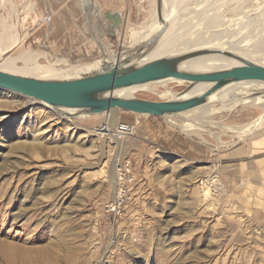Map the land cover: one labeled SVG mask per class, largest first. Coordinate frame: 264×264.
<instances>
[{
	"label": "rangeland",
	"instance_id": "374dc122",
	"mask_svg": "<svg viewBox=\"0 0 264 264\" xmlns=\"http://www.w3.org/2000/svg\"><path fill=\"white\" fill-rule=\"evenodd\" d=\"M4 1L3 55L18 58L19 67L26 59L70 68L17 73L42 79L94 73L78 68L132 46L134 32L157 14L156 0ZM174 1L177 18L170 19L181 29L168 41L172 49L185 37L190 46H239L264 57V0ZM146 85L129 94L155 101L177 95L163 98L160 81ZM218 107L69 118L0 88V256L14 245L36 257L53 254L60 264H264V151L233 156L264 133V109L239 105L210 116ZM137 119L133 134L113 136L121 122ZM255 121L262 127L240 136L237 128ZM191 122L204 128L186 131L182 124ZM126 163L130 195L116 215L106 203L116 200ZM0 264L9 263L0 257Z\"/></svg>",
	"mask_w": 264,
	"mask_h": 264
},
{
	"label": "water",
	"instance_id": "95a60500",
	"mask_svg": "<svg viewBox=\"0 0 264 264\" xmlns=\"http://www.w3.org/2000/svg\"><path fill=\"white\" fill-rule=\"evenodd\" d=\"M164 6V0H156L159 19H162ZM161 34L162 32L151 38L145 47L127 55L115 65L76 78L42 79L0 69V88L42 101L69 118H73L77 113L92 115L108 113L112 110L166 117L208 103L213 93L229 83L245 80L264 82V65L234 52L214 47L197 48L143 61V58L156 46ZM211 54L227 55L240 64L229 69L206 72L181 69L184 62ZM168 78L188 82L181 91L182 94L199 83H209L210 86L202 94L162 101L122 97L115 94L126 87ZM63 109L76 112L71 114Z\"/></svg>",
	"mask_w": 264,
	"mask_h": 264
},
{
	"label": "bare ground",
	"instance_id": "6f19581e",
	"mask_svg": "<svg viewBox=\"0 0 264 264\" xmlns=\"http://www.w3.org/2000/svg\"><path fill=\"white\" fill-rule=\"evenodd\" d=\"M2 1H4V0H2ZM4 2H6V1H4ZM174 3H175L174 0L173 1L172 0H164L165 6L163 9L162 19H159L158 14H156L151 25H146V26L142 27L140 32L137 31V34H136V32H134L133 38H132V40H133L132 46H126V45L124 46L123 45L120 48L121 52H119V53L117 52L115 54L110 52L111 55L109 54V56H107L105 58L98 59L95 62L91 63L90 65H88L84 68L83 67L78 68L79 69L78 71L84 70V71L89 72L90 70H92V72H95L97 70L107 69V68L115 65L117 62H119V60L126 57L127 55L139 50L142 47H145L148 44V42L151 40V38L156 37L161 32H162V34H161V37H160L158 43L147 54V56L145 58H143V61L147 62V61H150V60H153V59L165 56V55L182 53V52H186L188 50H193V49H197V48L214 47L217 49L234 52V53L241 55V56H243L249 60H252L258 64L264 65V61H263L264 57H260L258 55L253 56L252 53H248L246 50H244L242 48L239 49L240 48L239 46H238L239 48L238 47L236 48V46L233 47L231 45H227V47H225V48H221L217 45L190 46L189 40L185 37H182L181 42L184 46L180 50L172 49L171 46L169 47L168 41L170 40V43H171L172 37L178 36L180 34V29H181V27H179V24H176L175 22L173 23L172 20L170 19V17L174 14V7H175L173 5ZM0 4L2 5L1 0H0ZM261 12H263V11H261ZM173 16L175 17L176 13ZM259 16H260V14H259ZM176 18H177V16H176ZM259 18L260 17L257 16V19H259ZM250 19L255 20L254 16ZM248 21H250V20H248ZM138 32L140 33V36H138V34H139ZM167 35H170V36L168 37V39H166L164 41V39L167 37ZM10 38H11V36H10ZM236 43L238 45V42H236ZM6 44H7V39H6L5 35H2V36L0 35V56H2L1 62H0V69L1 70L8 71L11 73H18V72H24L26 69H28L30 71L33 69H39L41 72L46 73V74H51V76H53V75L60 73V72L67 73L68 69H70L67 67H63L62 65H56V66H46V65H36V64L31 65V63H29L28 60H26V59H25V61H27V62L24 63L25 64L24 67H21V66L19 67L17 64L19 61L18 58L3 55L6 52L3 51L2 49H4L3 46H5ZM11 45H13L12 42H11ZM9 46H7V47H9ZM239 64H240V62H238L237 60H235L232 57H229L227 55L211 54V55H208L205 57H198V58L188 60L181 65V69L187 70V71H192V72H206V71L229 69V68H232V67L237 66ZM70 67H72V66H70ZM46 68H48V70H50V71H45ZM39 76L40 75H35L33 77L42 78ZM45 78H43V79H45ZM48 78L49 77H47L46 79H48ZM60 78H62V77H60ZM155 82H158V81H155ZM152 83L153 82H149V83H145V84L126 87V88L118 90L117 92H115V94L122 96V97L138 98V97L131 96L129 94V91H131V89H133V88L140 87V86L147 87L149 85H146V84L151 85ZM160 83L163 84L162 87H164V90H159L160 95L163 98H168L172 94H177V95H175L169 99H175L178 97L185 98V97L192 96V95L202 94L210 86L209 83H199V84L195 85L193 88H191L185 94H182L181 93L182 90L180 91L181 86H184V88H185L187 86L188 82L177 79V78H168V79L160 80ZM171 84H173L172 87H170ZM257 88L261 89L262 91L258 90ZM252 92L255 93V96L259 95L261 97H264V82L256 81V80H245V81H237V82L229 83L226 86H224L223 88H221L218 91H216L215 93H213L209 97L208 103L202 105L203 107L199 106V107H201V109H199L197 111V114H198V112L209 108V104L213 103V102H217L219 104V107L218 108H211V111L209 112L210 116L211 115H219V114H222L223 112H228L230 109H233L239 105H243V106H247V107H250V106L261 107L264 109V99L259 98V97H255V96H250L249 93L254 94ZM169 99H164V100H169ZM196 108H198V107H196ZM196 108H194V109H196ZM63 110L65 112H69L71 114H75V112H76L75 110H71V109H63ZM191 110H193V109H191ZM191 114H193V113H191ZM187 115H190V114H187ZM190 120L194 121V120H196V118L190 119ZM196 123L197 122H191L189 124L184 123L182 125L186 126V128H185L186 131H188V130H201L204 128L202 123H199V124L197 123V125H196ZM211 123L212 124H216V123L219 124V122H214V121H212ZM261 127H262V123L255 121L254 123L248 125L247 127H240V128L238 127L237 129H238V132L241 136L244 134L252 133L253 131H255ZM203 185H204L203 188L206 190L205 183H203ZM210 195L212 196V194H207V192H206V197L210 196ZM11 246H12V248H11ZM11 246L9 245V248H11V249L8 252H5L0 256L2 258V260H4L5 263L16 264V262L19 263V261L25 260L24 263H26V264L27 263H29V264H60L59 257L53 256V254L48 255V256L43 255L41 257H36V256H33L34 249H29V248L24 247V246H22V247H19V246L15 247L14 245H11ZM6 247H5V249H6Z\"/></svg>",
	"mask_w": 264,
	"mask_h": 264
},
{
	"label": "built area",
	"instance_id": "2783aa9c",
	"mask_svg": "<svg viewBox=\"0 0 264 264\" xmlns=\"http://www.w3.org/2000/svg\"><path fill=\"white\" fill-rule=\"evenodd\" d=\"M140 121L137 119L135 122H121L117 127L116 130L113 132V136L117 138H123L126 136H129L134 133L137 124H139ZM101 131L103 133L108 134L109 128L107 126H103ZM112 132V131H111ZM125 168L123 171V178L121 179V183L119 186V190L117 193L116 200L110 203H106V210L108 212L119 214L123 208V205L127 202L129 199V189L126 185V183H129V176L130 175V166L128 163L125 164ZM123 167H121L122 169ZM127 176V177H126Z\"/></svg>",
	"mask_w": 264,
	"mask_h": 264
},
{
	"label": "crops",
	"instance_id": "0c3cea01",
	"mask_svg": "<svg viewBox=\"0 0 264 264\" xmlns=\"http://www.w3.org/2000/svg\"><path fill=\"white\" fill-rule=\"evenodd\" d=\"M248 147L246 148H239V149H243V150H237L234 152L233 156H236L237 154L241 153L242 151H246L248 149H250V151L252 152H259V151H264V133L257 136L254 140H252V142L247 145ZM190 150V149H189ZM192 150V148H191Z\"/></svg>",
	"mask_w": 264,
	"mask_h": 264
}]
</instances>
